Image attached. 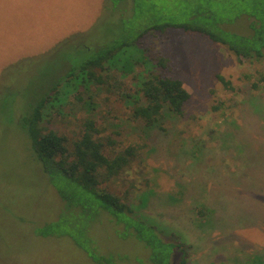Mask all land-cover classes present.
I'll use <instances>...</instances> for the list:
<instances>
[{"label":"rangeland","instance_id":"1","mask_svg":"<svg viewBox=\"0 0 264 264\" xmlns=\"http://www.w3.org/2000/svg\"><path fill=\"white\" fill-rule=\"evenodd\" d=\"M212 5L214 16L229 21L228 30L251 33L249 3L212 0ZM155 6L156 16L167 12L166 20L178 17L179 9L191 10L186 0H0V264H150L149 250L128 234V226L102 213L93 198L86 202L74 182L46 170L23 121L74 66L135 37ZM139 46L151 62L166 59L163 74L181 79L191 94L172 140L162 145L164 138L156 134L152 151L142 134L125 125L119 92L100 85L89 91L93 99L86 107L68 104L50 127L74 139L92 116L102 138L115 140L120 150L137 146L132 166L102 180L101 187L131 207L143 206L168 232L173 229L188 247L187 264H264V173L256 146L264 121L253 114L255 108L244 118L243 109L231 112L250 83L264 76V58L239 61L209 37L179 29L149 33ZM218 75L239 93L227 90ZM219 104L224 107L213 113ZM222 111L238 128L227 129ZM193 137L195 147L183 144ZM211 139L214 146L201 144ZM173 143L164 157L163 149ZM152 190L148 205L142 204V194ZM62 192L72 200H63ZM77 198L81 203L73 205ZM199 208L210 209L209 215L197 216ZM49 225L51 234H40Z\"/></svg>","mask_w":264,"mask_h":264},{"label":"trees","instance_id":"2","mask_svg":"<svg viewBox=\"0 0 264 264\" xmlns=\"http://www.w3.org/2000/svg\"><path fill=\"white\" fill-rule=\"evenodd\" d=\"M200 1L202 0H197L196 3ZM204 1L210 4L195 5L194 0H186L187 7L191 9L190 13L181 12L179 9L178 17L173 15L167 20L164 16L167 12L158 16L153 12L159 6L149 9V13L152 14L151 17H147L149 22L135 37L103 47L80 65L74 66L70 73L38 102L32 113L24 117L23 121L38 159L48 166L46 170L50 172L54 170L74 182L87 196L86 202L93 198L99 203L100 207H97L102 213L108 212L113 215L119 223L125 225V229L128 226V234L142 241L149 250L150 264H187L188 247L173 229L168 232L165 230L166 227H163L164 224L142 212L143 206L131 207L121 197L101 187L102 180L114 178L132 166L139 157L140 149L137 146H130L120 150L115 140L102 138L101 130L98 129L97 122L92 116L83 120L81 131L74 139L51 128L50 124L53 123L57 113L65 112L68 104L89 103V100L93 99L89 91L92 87L100 85L105 86L107 91L115 89L119 92V99L125 109V125L130 128L133 126L135 132L142 134L145 144L152 145V151L156 150L154 148L156 134L160 133L164 138L161 140L162 145L172 140L171 137L174 136L171 133L174 132L176 121L183 118L191 94L181 79L163 74L162 71L168 67L166 59H160L156 63L148 60L146 52L139 46L140 40L145 35L152 32L166 33L170 29L196 32L227 47L239 61L243 58L249 61L264 58V0H244L250 4V9L245 13L250 21L248 27L251 30L247 36L228 30L229 21L213 15L212 0ZM217 78L227 90H233L235 94L239 93L235 91L231 80L223 75H218ZM248 89L249 92L242 100L235 101L231 112L233 114L235 109H243L244 118L252 116L251 110L255 108L253 114L262 116L260 120L264 121V76L259 81L250 83ZM87 94L90 97L88 100L85 99ZM84 107L86 106L83 104L81 108ZM223 107L224 104L214 105L211 111L218 113ZM222 112L220 115L225 116L224 123L228 122L227 129L229 126L238 128L239 125H236L235 121L228 119L229 113ZM262 130L264 132V124ZM224 133L219 135L217 141L223 138ZM183 134L184 132L181 136ZM261 136L263 138L261 146H256L260 156L261 171L264 173V168L262 169L264 135ZM193 138L182 142L195 147L197 141ZM217 141L211 139L210 142L201 141V144L211 147ZM172 145L174 143L163 149L164 157L169 155ZM228 168L234 172L233 169ZM153 182L155 183V180ZM62 194L65 196H61L63 200H72L66 196V192ZM152 194H155L153 190L142 194V204L148 205L147 198ZM78 199L72 204L81 203ZM78 206L81 207L80 204ZM85 208L92 211V207L85 205ZM200 209L202 208L198 209L197 216L206 218L210 209L201 211ZM53 228V225H49L40 234L49 236Z\"/></svg>","mask_w":264,"mask_h":264}]
</instances>
